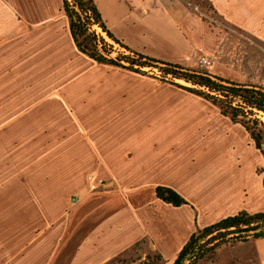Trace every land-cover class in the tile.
Segmentation results:
<instances>
[{
	"label": "crops",
	"instance_id": "crops-1",
	"mask_svg": "<svg viewBox=\"0 0 264 264\" xmlns=\"http://www.w3.org/2000/svg\"><path fill=\"white\" fill-rule=\"evenodd\" d=\"M93 2L128 52L191 69L208 55L212 62L203 70L236 82L220 60L229 42L236 53L245 48L242 70L262 64L253 59L264 48V0H203L211 12L191 0ZM242 3L246 15L261 18L241 17ZM5 4L19 8L21 23L13 45L0 43V249L8 236L9 251L1 264H53L52 252L62 246L70 253L59 264H103L136 252L174 262L197 229L239 212H264V176H254L246 149L240 165L208 166L215 171L212 189L206 165L189 177L181 168L189 153L174 157L178 145H199L197 135L194 142L188 137L195 127L206 137L218 125L201 110L209 104L203 97L82 52L62 0ZM233 29L259 43L244 44ZM217 110L219 119L238 124ZM91 173L107 187L89 191ZM158 185L189 204L162 201ZM225 246L219 251L231 264H264V236Z\"/></svg>",
	"mask_w": 264,
	"mask_h": 264
},
{
	"label": "trees",
	"instance_id": "trees-1",
	"mask_svg": "<svg viewBox=\"0 0 264 264\" xmlns=\"http://www.w3.org/2000/svg\"><path fill=\"white\" fill-rule=\"evenodd\" d=\"M62 6L69 18L71 35L82 52L98 62L126 67L140 73H146L141 69L144 66L158 67L162 72V81L170 82L209 100L224 116L241 124L254 140L255 146L264 154V122L259 118L260 114H264V86L236 82L210 74L203 69L186 68L142 57L136 53L133 56L118 54L111 57V47L104 43V38L92 27L98 25L109 38L120 45L121 43L107 29L93 0H62ZM178 79L190 85L179 83ZM155 193L159 199L173 206L189 204L181 194L168 186H157ZM263 236L264 212H239L197 229L184 244L173 264H199L211 257L216 246L229 240ZM162 260L160 253L148 254L141 264H162ZM119 261L120 264H132L122 259ZM107 264L119 263L112 261Z\"/></svg>",
	"mask_w": 264,
	"mask_h": 264
},
{
	"label": "rangeland",
	"instance_id": "rangeland-1",
	"mask_svg": "<svg viewBox=\"0 0 264 264\" xmlns=\"http://www.w3.org/2000/svg\"><path fill=\"white\" fill-rule=\"evenodd\" d=\"M192 4L198 8V9H203L205 6V9H207V11L213 10V6H211L210 4H205L202 5L203 0H191ZM4 5V6H3ZM243 6V7H241ZM241 6H238V8L240 9V16L244 17V16H250V15H246L247 12H249V6H247L246 4L242 3ZM239 14V13H238ZM20 17V10L18 7L16 6H12V5H6L5 4V0H0V43H5L8 42L9 45H13L14 41H15V37H17V32L20 29V21L19 18ZM251 19L257 20L258 18L263 17L264 20V15L260 17V15L258 16H250ZM249 17V18H250ZM262 21V20H261ZM259 21L260 23L257 24H261L262 22ZM225 23V22H224ZM226 24V23H225ZM30 29H33V26L30 25L29 27ZM93 30L97 31L98 33L102 34V31L100 28H98V26L94 25L92 27ZM228 29H230L228 27ZM234 31H236L237 35L236 37L239 38V40L241 42H243L244 44H246L245 41H254V40H260V39H254L252 38V36H248V34L246 33V31H242L240 29L236 30L233 29ZM104 35V34H102ZM107 38V36H105ZM258 38V37H256ZM254 39V40H253ZM254 41V42H256ZM232 42H229L228 46L229 49L227 51V54H223L222 58L220 60H222L223 64H226L229 67V76H231L233 79L241 82V83H247V84H256V85H260V86H264V48H262L261 54H256L254 55V62L259 63V61H262V64H259L257 66V68H255L253 70V72L251 73L249 70H242L243 68H241L238 65V60L240 62L241 59L244 58L245 54V48L241 47L240 48V52L236 53L235 52V48H238L237 46H231ZM257 43H259L257 41ZM256 49V48H255ZM256 50H260V49H256ZM117 53H111L112 56H117ZM212 59H214V57H212ZM240 64V63H239ZM211 65V64H210ZM197 67L202 69V67L199 65V61L197 63ZM209 67V65L207 66ZM238 69L235 70L234 68ZM205 68V67H204ZM241 69V70H240ZM143 71L146 72V74H150L152 76H156L158 78L161 77V72L159 71L158 68L155 67H144L142 69ZM240 70V72H239ZM179 83H182L184 85H190L189 83H186L184 80H179ZM198 97L202 98L201 96L198 95ZM205 99V98H204ZM209 104H207L205 107L201 108V110H204L206 115H207V120L209 121H217L218 125L217 126H213L208 127V131L210 133L206 132V137L203 134V130H195L197 127L194 128L193 132L189 135L188 137L191 139V142H194V137L195 135H197L198 137V143L199 145H178V149L179 150H175L176 154L174 155V157H177L180 153L179 151H181V149L185 152L184 156L189 153V157L188 158H184L182 160V164L183 166L181 167L183 169L184 173H187L189 175V177L193 174L196 175L194 173L195 169H197V165L200 163L206 165L207 168V185L210 189H212L215 180H212L213 174L215 171L210 172L211 170L208 169V166L212 165L215 167H221V168H225L228 167L230 163H238V165L241 164L242 161V151H244L246 149V151L248 153L251 154V160L253 161L254 165H255V169H254V176L257 177V175L261 176L263 174L264 176V154L261 152L260 149H258L255 146L254 140L251 138L250 134L246 132L245 128L242 127V125L238 124H234L232 122L227 121L225 118L219 119V114H218V110L219 109L216 105H214L212 102H210L209 100L205 99ZM213 105V106H212ZM224 116V115H223ZM259 118L261 121L264 122V114H260ZM230 127V128H229ZM215 128V129H214ZM217 131L224 132L221 136H218L216 134ZM227 131L229 132L227 135ZM249 134V135H248ZM211 136V138L213 141H209L211 139H208ZM231 138L232 142L225 144L224 140L226 141L228 138ZM200 138L203 141H206V145H202V141L200 140ZM253 141V142H252ZM208 142V143H207ZM251 143L253 145H251ZM222 174V173H221ZM220 175V174H219ZM172 180H177V178L175 176L172 177ZM159 186V185H158ZM165 186V185H163ZM157 187V186H156ZM170 187V186H168ZM172 188V187H170ZM40 231H35V236L39 233ZM49 233L46 234V236H48ZM70 236V231L67 232L66 234V238H68ZM3 241L5 246L2 247V249H0V256H2L4 259L8 258L9 255L7 254L8 251V246L6 244V241L8 239V236H3ZM236 241H240V240H236ZM8 242V241H7ZM235 241L233 240H229L228 242H225L223 244H226L227 246L231 243H233ZM221 244V245H223ZM221 245L216 246L213 254L211 255V257L209 259H204L202 260L199 264H231L228 260L223 259L224 256L221 255V252L219 251V248L221 247ZM225 246V247H227ZM228 249H230V247L228 246ZM54 252L56 253V261L53 264H59V262H62L66 259V255L64 256V252L70 253L68 246H62V248L60 247H56L55 251L52 252V254H54ZM220 253V254H219ZM148 254H153V253H145L144 252H136L133 255L130 256H123L120 258H116V259H111L108 262H112V261H118V263L120 264L119 259L121 260H126L132 264H141L146 258ZM162 264H173L172 261H167L163 258L162 260ZM108 262H105L103 264H107ZM2 262H0L1 264ZM187 263V262H186ZM71 264V263H70Z\"/></svg>",
	"mask_w": 264,
	"mask_h": 264
},
{
	"label": "built area",
	"instance_id": "built-area-1",
	"mask_svg": "<svg viewBox=\"0 0 264 264\" xmlns=\"http://www.w3.org/2000/svg\"><path fill=\"white\" fill-rule=\"evenodd\" d=\"M96 26H98V25H96ZM98 28H100V27L98 26ZM101 31H102V29H101ZM99 34H101V33H99ZM102 34H104V35H102ZM102 34H101V36L104 38V43H106L108 46L111 47V50H112L111 53H117L116 55H118V54L132 55V56L134 55V53L128 52V50L123 48L119 43H117L113 39L109 38L104 31H102ZM105 36H107V38ZM211 62H212V60L208 55H202L199 59V65L202 68L207 67L208 65L211 64ZM144 67H147V66H144ZM144 67H142L141 69H143ZM148 67H151V66H148ZM155 68H158V67H155ZM161 75H162V72H161ZM87 181H88L87 182V189L89 191H95V190H99V188L107 187V182L104 181L103 179H96V175L94 173H91L87 176ZM71 200L73 202H78L80 200V196L75 194L72 196Z\"/></svg>",
	"mask_w": 264,
	"mask_h": 264
},
{
	"label": "water",
	"instance_id": "water-1",
	"mask_svg": "<svg viewBox=\"0 0 264 264\" xmlns=\"http://www.w3.org/2000/svg\"><path fill=\"white\" fill-rule=\"evenodd\" d=\"M109 56H111V57H114V56H112L111 54H109ZM145 61H149L148 59H144Z\"/></svg>",
	"mask_w": 264,
	"mask_h": 264
}]
</instances>
